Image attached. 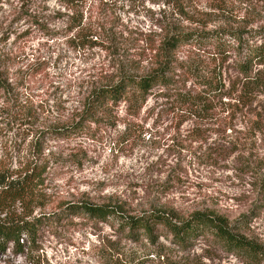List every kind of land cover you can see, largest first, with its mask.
<instances>
[{
	"label": "rangeland",
	"instance_id": "rangeland-1",
	"mask_svg": "<svg viewBox=\"0 0 264 264\" xmlns=\"http://www.w3.org/2000/svg\"><path fill=\"white\" fill-rule=\"evenodd\" d=\"M231 1L233 15L255 11L254 24L264 23L261 0ZM209 3L0 0V165L16 175L47 163V197L33 215L74 201L111 203L137 216L160 206L183 216L215 210L230 220L248 213L244 232L264 244V187L235 155L211 160L222 136L206 128L217 126L201 123L198 136L193 121L160 111L154 95L137 113L124 101L83 113L94 88L116 81L121 70H147L166 30L198 27L190 20L198 11L210 14L207 28L221 25ZM73 124L76 130L53 132ZM127 231L113 220L68 214L40 226L24 255L10 246L0 264H246L208 236L179 247L161 228L151 240Z\"/></svg>",
	"mask_w": 264,
	"mask_h": 264
},
{
	"label": "trees",
	"instance_id": "trees-1",
	"mask_svg": "<svg viewBox=\"0 0 264 264\" xmlns=\"http://www.w3.org/2000/svg\"><path fill=\"white\" fill-rule=\"evenodd\" d=\"M208 2L215 15L221 13V25L207 28L210 14L198 11L200 17L190 19L198 27L166 30L152 47L153 64L139 74L121 70L116 81L94 88L87 95L83 113L91 115L107 103L122 101L130 114L137 113L154 95L160 100V111L180 121H193L192 131L198 136L205 132L201 123L217 126L206 128L222 136L221 141L213 142L211 160L235 155V161L254 171L264 187V154L259 151L264 142V23L254 24L255 11L233 15L230 10L234 1ZM182 46L189 49L185 56L178 57L176 52ZM0 87H5L1 80ZM77 125L53 132L76 130ZM46 171L47 163H38L12 175L0 165V256L10 246L14 254L24 255L40 226L68 214H82L95 221L119 222L130 235L150 240L161 228L179 247L208 236L246 264H264L263 242L244 232L251 221L248 213L230 220L215 210L198 209L183 216L160 206L137 216L111 203L74 201L59 211L33 215L35 206L42 205L47 197L41 189Z\"/></svg>",
	"mask_w": 264,
	"mask_h": 264
}]
</instances>
